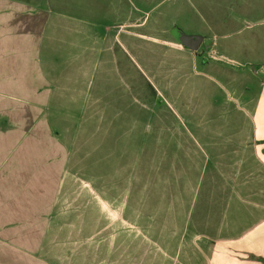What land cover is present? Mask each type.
Returning <instances> with one entry per match:
<instances>
[{"label": "rangeland", "instance_id": "rangeland-1", "mask_svg": "<svg viewBox=\"0 0 264 264\" xmlns=\"http://www.w3.org/2000/svg\"><path fill=\"white\" fill-rule=\"evenodd\" d=\"M89 8L92 24L112 27L108 36L138 19L145 38L124 42L127 53L108 41L97 55L91 44L88 112L74 105L54 122L67 149L59 222L86 214L108 243L127 247L133 235L146 250L155 233H178L180 217L202 222L188 234L242 227L255 210L248 204L264 195V141L259 149L249 133L264 83V0H218L215 9L211 0H90ZM179 34L203 36V46L177 43Z\"/></svg>", "mask_w": 264, "mask_h": 264}, {"label": "crops", "instance_id": "crops-1", "mask_svg": "<svg viewBox=\"0 0 264 264\" xmlns=\"http://www.w3.org/2000/svg\"><path fill=\"white\" fill-rule=\"evenodd\" d=\"M211 1L215 9L218 0ZM89 7L90 0H0V264H263L260 191L255 201L261 205L243 207L255 210L239 229L188 234V224L202 222L190 224L187 217H180L178 233L163 230L150 235L151 250L139 248L133 235L127 247L122 239L108 243L100 228L93 232L87 226L86 214L59 222L55 207L67 149L54 131V122L59 116L67 120L65 114L74 105L79 113L88 112L91 44L97 46V55L106 53L108 41L127 53L124 42L133 48V39L145 38L138 32V19L117 25L116 33L108 36L112 27L92 24ZM214 9L203 10L205 16H215ZM188 37L198 40L197 47L203 46V36ZM95 80L100 90L104 77L99 73ZM252 114L249 133L256 141L252 143L262 149L264 83ZM213 223L224 224L221 219Z\"/></svg>", "mask_w": 264, "mask_h": 264}, {"label": "water", "instance_id": "water-1", "mask_svg": "<svg viewBox=\"0 0 264 264\" xmlns=\"http://www.w3.org/2000/svg\"><path fill=\"white\" fill-rule=\"evenodd\" d=\"M176 40L180 43L185 45L186 47L195 50L197 48V39L192 38V37H188V36H184V35H178V37L176 38Z\"/></svg>", "mask_w": 264, "mask_h": 264}, {"label": "trees", "instance_id": "trees-1", "mask_svg": "<svg viewBox=\"0 0 264 264\" xmlns=\"http://www.w3.org/2000/svg\"><path fill=\"white\" fill-rule=\"evenodd\" d=\"M263 264H264V262H263Z\"/></svg>", "mask_w": 264, "mask_h": 264}]
</instances>
